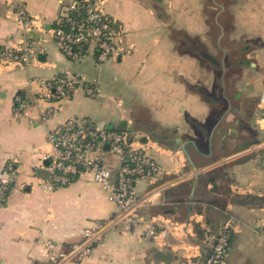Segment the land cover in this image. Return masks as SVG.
I'll return each instance as SVG.
<instances>
[{"label":"crops","instance_id":"obj_1","mask_svg":"<svg viewBox=\"0 0 264 264\" xmlns=\"http://www.w3.org/2000/svg\"><path fill=\"white\" fill-rule=\"evenodd\" d=\"M63 1L0 0V46L38 47L27 66L0 68V170L17 161L0 202V264H54L46 241L65 250L118 211L89 174L50 193L36 185L47 175L48 128L76 116L146 137L162 172L135 183L140 220L118 224L88 257L56 264H203L225 219V264H264V162L249 148L264 139V0H103L128 49L104 63L91 52L74 62L56 47L50 29ZM12 3L34 22L20 25ZM64 73L95 81L100 96L76 88L68 99L37 98L41 81ZM48 108L55 113L42 120ZM102 158L117 169L115 155ZM150 222L166 234L144 237Z\"/></svg>","mask_w":264,"mask_h":264},{"label":"built area","instance_id":"obj_2","mask_svg":"<svg viewBox=\"0 0 264 264\" xmlns=\"http://www.w3.org/2000/svg\"><path fill=\"white\" fill-rule=\"evenodd\" d=\"M60 5L50 30L56 47L69 60L80 61L91 52L97 63H104L128 53V49L123 47L124 27L105 11L103 0H65ZM12 8L20 25L34 22L35 19L29 17L21 3H12ZM37 49V43L32 40L1 45L0 68L27 66L34 59ZM41 85L44 92L39 94V99H68L76 88H81L88 97L100 96L95 81L69 73L41 81ZM15 99L19 110L24 111L28 107L25 98L17 95ZM258 108L257 124L264 131V91L259 96ZM54 113L55 108L45 109L41 119L48 120ZM46 138L49 149L40 156V160L45 163L47 175L37 178L36 185L40 190L50 193L89 174L118 209L116 213L86 227L81 240L71 243L65 250H57L52 242H45L48 258L54 264L63 260L79 261L88 257L94 246L102 243L106 234L115 230L118 224L140 220L139 209L144 200L138 198L135 183L156 178L162 167L140 139L127 130L94 126L85 116L69 117L48 128ZM249 148L259 150L264 162V139ZM104 151L118 158L114 172L103 162ZM16 162L12 158L0 170V202L4 201L15 179ZM165 234L164 227L150 222L146 225L144 237L155 238ZM231 234V221L225 219L217 228L214 243L203 264L226 263Z\"/></svg>","mask_w":264,"mask_h":264},{"label":"water","instance_id":"obj_3","mask_svg":"<svg viewBox=\"0 0 264 264\" xmlns=\"http://www.w3.org/2000/svg\"><path fill=\"white\" fill-rule=\"evenodd\" d=\"M146 137H142V139H140L141 142L145 141Z\"/></svg>","mask_w":264,"mask_h":264}]
</instances>
